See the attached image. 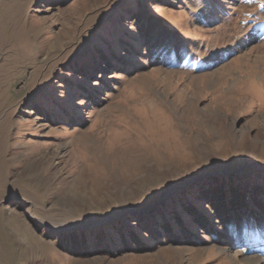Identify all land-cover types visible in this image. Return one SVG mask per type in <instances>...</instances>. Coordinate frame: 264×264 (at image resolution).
Listing matches in <instances>:
<instances>
[{"label":"rangeland","instance_id":"obj_1","mask_svg":"<svg viewBox=\"0 0 264 264\" xmlns=\"http://www.w3.org/2000/svg\"><path fill=\"white\" fill-rule=\"evenodd\" d=\"M0 264H264V0H0Z\"/></svg>","mask_w":264,"mask_h":264},{"label":"trees","instance_id":"obj_2","mask_svg":"<svg viewBox=\"0 0 264 264\" xmlns=\"http://www.w3.org/2000/svg\"><path fill=\"white\" fill-rule=\"evenodd\" d=\"M189 210H193V209H189ZM163 224H164V229L165 230H168V222L167 221H164L163 222ZM103 226H105V225H103ZM102 226V227H103ZM125 226H121L120 227V229H119V232H118V230L117 229H115V230H117V231H115L114 230V233H116V234H121V240H122V246H125V247H127V245H128V243H127V239H126V237L128 236V234H129V236H131V238H133L135 241H136V243L138 244V245H140L141 244V239L140 238H138L137 237V235L132 231V232H129L128 234H125L124 233V231L126 230L125 228H124ZM108 228L106 227H103L102 229H101V231H103L104 233H103V235H104V237H103V239L104 238H106V237H108L109 238V233H108ZM185 232H186V229L184 230ZM67 235H69V236H71L72 237V242L69 244L70 246V249L73 251V252H76L78 255H84V254H86V251L87 250H89V248H90V243H88V240H86V237H85V235H82V239H80V241H79V237L77 236V235H74V234H67ZM152 237H154V236H152ZM103 239H99L98 237H97V240H98V242H97V244L96 245H99L100 244V242L103 240ZM58 244H59V247H58V249H61V248H63V249H67V245H68V243L64 240V235H61L60 236V239L58 240ZM109 244H112V243H110V242H105V251H107V252H110V253H112L113 252V249H111L112 247H110L109 246ZM100 246V245H99ZM101 248V247H100ZM92 250H95V249H92Z\"/></svg>","mask_w":264,"mask_h":264}]
</instances>
